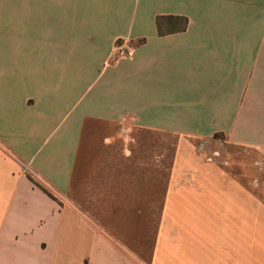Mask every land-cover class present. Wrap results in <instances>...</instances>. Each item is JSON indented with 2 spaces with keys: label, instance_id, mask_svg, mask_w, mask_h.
<instances>
[{
  "label": "crops",
  "instance_id": "crops-1",
  "mask_svg": "<svg viewBox=\"0 0 264 264\" xmlns=\"http://www.w3.org/2000/svg\"><path fill=\"white\" fill-rule=\"evenodd\" d=\"M0 264H264V0H0Z\"/></svg>",
  "mask_w": 264,
  "mask_h": 264
},
{
  "label": "trees",
  "instance_id": "trees-1",
  "mask_svg": "<svg viewBox=\"0 0 264 264\" xmlns=\"http://www.w3.org/2000/svg\"><path fill=\"white\" fill-rule=\"evenodd\" d=\"M155 24L158 28L159 34H161L162 33L161 27L163 25L168 27V29L178 30L186 26L187 19L185 17H180V16L157 17L155 20ZM36 185L39 186L44 192H46L47 194H49L54 198L52 193L47 188H45L39 183H36Z\"/></svg>",
  "mask_w": 264,
  "mask_h": 264
},
{
  "label": "rangeland",
  "instance_id": "rangeland-1",
  "mask_svg": "<svg viewBox=\"0 0 264 264\" xmlns=\"http://www.w3.org/2000/svg\"><path fill=\"white\" fill-rule=\"evenodd\" d=\"M181 149H182V147H180ZM200 149H201V147H199ZM213 148H215V147H213ZM197 151V150H196ZM198 153H201V152H199V151H197ZM180 154H181V151H180ZM28 177H30V176H28ZM49 195V194H48ZM180 195H182V194H180ZM186 196V195H185ZM180 201H183L182 203V208H185L186 207V202H185V199H183V198H180ZM182 208H180L178 211H180V212H182L183 213V217H186L185 216V212H186V209H182ZM182 209V210H181ZM164 216H166V213L164 212ZM172 216H175V213H174V210H173V215ZM179 216L180 217H182L180 214H179ZM152 228L153 227H148V229H151L152 230ZM164 228V233L167 231V227H163ZM181 228V227H180Z\"/></svg>",
  "mask_w": 264,
  "mask_h": 264
}]
</instances>
